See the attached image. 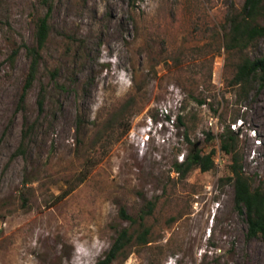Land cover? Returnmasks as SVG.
I'll list each match as a JSON object with an SVG mask.
<instances>
[{"label": "rangeland", "instance_id": "374dc122", "mask_svg": "<svg viewBox=\"0 0 264 264\" xmlns=\"http://www.w3.org/2000/svg\"><path fill=\"white\" fill-rule=\"evenodd\" d=\"M243 3L0 0V264H94L119 230L140 223L150 241L126 245L110 264H264L219 149L241 117L262 139L250 159L251 143L238 136L243 170L264 179V86L244 95L229 84L242 55H264L262 38L225 48L227 16ZM44 14L49 34L25 95L33 128L22 141L24 46ZM174 98L178 138L163 124L142 144L149 116L164 120L162 103L172 116ZM193 143L214 150L215 166L181 177L173 164Z\"/></svg>", "mask_w": 264, "mask_h": 264}, {"label": "trees", "instance_id": "16d2710c", "mask_svg": "<svg viewBox=\"0 0 264 264\" xmlns=\"http://www.w3.org/2000/svg\"><path fill=\"white\" fill-rule=\"evenodd\" d=\"M50 6V0H44ZM227 27L225 29V48L228 51H243L259 39H264V1L263 0H244L243 6L233 9L227 16ZM48 15L39 16L35 23L34 45L24 46L26 53L30 56V64L26 72L23 88L18 99L17 109L23 113L22 141L29 136L33 124L29 122L25 115V95L31 87L38 72V62L41 57V50L44 48L49 34ZM16 51H14L15 53ZM259 87L264 86V55L251 58L242 55L236 63L235 71L229 80L231 86H238L244 95H247L253 84ZM199 104L203 101L197 100ZM39 108L43 105L41 95L37 99ZM182 123V117L179 116ZM207 133V138H211ZM22 148V143L19 149ZM219 149L230 156L229 172L230 175L225 180L232 181L234 189L235 208L245 215L247 224V237L259 238L264 244V179L256 182L253 175H247L243 170L242 155L238 147V136L229 127L223 130L219 138ZM214 150L207 153L201 151L192 144V148L182 162H174L173 169L181 177L198 168L208 171L215 166ZM122 218L132 222L136 220L127 214L124 209L120 210ZM144 216H141L142 219ZM141 228L128 229L122 228L118 231L110 248L94 264H110L116 254L128 244H145L150 241V229L140 223Z\"/></svg>", "mask_w": 264, "mask_h": 264}, {"label": "built area", "instance_id": "2783aa9c", "mask_svg": "<svg viewBox=\"0 0 264 264\" xmlns=\"http://www.w3.org/2000/svg\"><path fill=\"white\" fill-rule=\"evenodd\" d=\"M181 105L180 98H174L172 99V116L170 114L169 105L167 103H162L158 107V114L159 116L164 120H157V122L154 123L152 120V117L149 116L147 124L142 128V132L144 133L143 137L140 136V139L142 141V144L144 142H147L149 140V137L152 134H155L156 131H159L162 129L163 124L168 125L169 127H172V137L174 139L178 138L177 136V123L179 122V115L178 110L179 106ZM212 118L209 121V126H212ZM230 129L234 131L237 136L240 138H243L245 140H248L252 148L249 150V158L254 159L256 157V147L261 145L262 139L255 127H247L244 120L241 117H238L235 121L230 123ZM153 128V129H152ZM185 156L184 153L181 152L178 155V162H182L184 160Z\"/></svg>", "mask_w": 264, "mask_h": 264}, {"label": "water", "instance_id": "95a60500", "mask_svg": "<svg viewBox=\"0 0 264 264\" xmlns=\"http://www.w3.org/2000/svg\"><path fill=\"white\" fill-rule=\"evenodd\" d=\"M197 145V144H196Z\"/></svg>", "mask_w": 264, "mask_h": 264}]
</instances>
